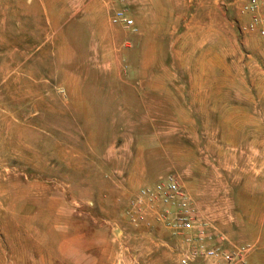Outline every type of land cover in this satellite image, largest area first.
Masks as SVG:
<instances>
[{"label": "rangeland", "instance_id": "1", "mask_svg": "<svg viewBox=\"0 0 264 264\" xmlns=\"http://www.w3.org/2000/svg\"><path fill=\"white\" fill-rule=\"evenodd\" d=\"M248 22L234 0H0V264H177V210L141 195L169 174L197 223L264 264Z\"/></svg>", "mask_w": 264, "mask_h": 264}, {"label": "built area", "instance_id": "2", "mask_svg": "<svg viewBox=\"0 0 264 264\" xmlns=\"http://www.w3.org/2000/svg\"><path fill=\"white\" fill-rule=\"evenodd\" d=\"M242 14L249 16L245 30L256 32L264 47V0H234ZM109 21L114 26L137 33L139 28L127 9H112ZM142 197L159 201L177 211L168 217V226L186 234V247L182 249L177 264H246L247 256L255 247L244 243L228 248L223 238L214 237L206 222L197 223L189 198L183 192L178 178L167 175L153 187L144 188ZM168 215V214H167ZM167 217V216H166Z\"/></svg>", "mask_w": 264, "mask_h": 264}]
</instances>
